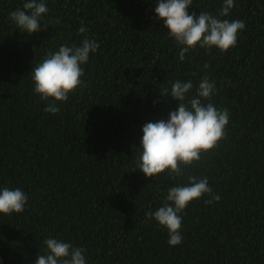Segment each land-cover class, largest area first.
Wrapping results in <instances>:
<instances>
[{"label":"trees","instance_id":"1","mask_svg":"<svg viewBox=\"0 0 264 264\" xmlns=\"http://www.w3.org/2000/svg\"><path fill=\"white\" fill-rule=\"evenodd\" d=\"M24 2L0 0V189L29 197L23 213L0 214V264H36L49 237L85 249L86 264H264V0H234L220 17L246 25L235 48H197L183 62L155 18L157 0H45L47 30L31 35L9 19ZM223 3L193 0L188 11L218 15ZM84 36L99 44L83 65L86 86L47 113L32 68ZM204 76L215 82L214 106L229 110L226 138L185 176L146 178L142 128L179 103L162 84L191 80L194 95ZM188 175L207 177L221 199L192 202L173 247L145 213Z\"/></svg>","mask_w":264,"mask_h":264},{"label":"clouds","instance_id":"2","mask_svg":"<svg viewBox=\"0 0 264 264\" xmlns=\"http://www.w3.org/2000/svg\"><path fill=\"white\" fill-rule=\"evenodd\" d=\"M193 0H157L156 20H163L168 36L179 47V60L199 49L209 53L216 48L227 53L236 47L238 35L246 25L242 20L221 19L228 17L235 7L234 0H224L218 15L208 12L189 14ZM45 0H25L22 8L10 12L9 19L22 33L31 35L47 30L42 20L48 14ZM59 23V20L56 21ZM87 29L81 26L78 35ZM99 44L84 36L79 46L61 45L57 51H49L42 61L32 68L34 93L46 102L44 111L58 114L60 107L85 85L83 65L89 62L90 53H96ZM207 65H205V68ZM191 80L170 82V88L162 84L161 95L178 101L176 110L169 113L167 121L148 122L143 128L137 167L146 178L157 179L161 174L183 177L185 170L199 164L202 156L215 150L226 138L230 114L227 108L218 109L212 103L217 93L215 82L208 76L200 79L194 95ZM156 101H154V104ZM188 184L170 187L163 206L145 213V221L155 220L167 230L170 246L182 244L183 214L188 206L205 196L206 204L219 202L221 197L209 186L207 177L188 175ZM29 197L20 188L0 189V214L11 216L25 211ZM45 250L36 264H86L85 249L71 243L49 237L43 241Z\"/></svg>","mask_w":264,"mask_h":264}]
</instances>
